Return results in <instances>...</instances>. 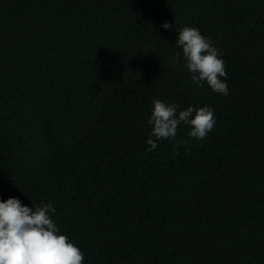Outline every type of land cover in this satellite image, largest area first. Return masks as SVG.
Masks as SVG:
<instances>
[{
	"label": "trees",
	"instance_id": "16d2710c",
	"mask_svg": "<svg viewBox=\"0 0 264 264\" xmlns=\"http://www.w3.org/2000/svg\"><path fill=\"white\" fill-rule=\"evenodd\" d=\"M184 26L223 53L227 96L176 63ZM156 99L215 127L148 151ZM9 198L52 203L84 264H264V0H0Z\"/></svg>",
	"mask_w": 264,
	"mask_h": 264
},
{
	"label": "clouds",
	"instance_id": "9594fccd",
	"mask_svg": "<svg viewBox=\"0 0 264 264\" xmlns=\"http://www.w3.org/2000/svg\"><path fill=\"white\" fill-rule=\"evenodd\" d=\"M166 31H173V23H162ZM176 63L183 61L191 82L203 86L218 95L229 93L226 83L223 53L213 42L201 35L199 29L184 26L176 33ZM188 83V81H185ZM176 103L166 104L156 99L147 124L151 126L146 143L148 151L157 148L158 142L175 141L174 148L187 140L176 141L178 126L187 125V135L203 141L214 129L216 120L213 110L208 107L192 106L178 111ZM56 209L52 203L39 206H22L21 201L9 198L0 202V264H84V253L60 229L52 219Z\"/></svg>",
	"mask_w": 264,
	"mask_h": 264
}]
</instances>
